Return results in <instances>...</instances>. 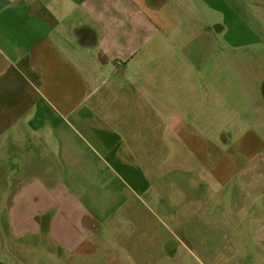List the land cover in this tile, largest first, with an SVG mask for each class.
Returning <instances> with one entry per match:
<instances>
[{
	"label": "crops",
	"instance_id": "1",
	"mask_svg": "<svg viewBox=\"0 0 264 264\" xmlns=\"http://www.w3.org/2000/svg\"><path fill=\"white\" fill-rule=\"evenodd\" d=\"M217 1L0 0V264H186L234 188L264 245V79L197 58ZM220 70L242 93L219 106Z\"/></svg>",
	"mask_w": 264,
	"mask_h": 264
},
{
	"label": "rangeland",
	"instance_id": "2",
	"mask_svg": "<svg viewBox=\"0 0 264 264\" xmlns=\"http://www.w3.org/2000/svg\"><path fill=\"white\" fill-rule=\"evenodd\" d=\"M223 1L218 0L217 4L214 5L218 13L213 15V17H217V19H213L212 22H210L212 23L211 27L210 25H207L208 27L203 25V22L200 23V28H203L202 30L205 28L209 29L210 27L212 28V33L217 36L211 40L210 37L203 35L201 46L202 52L198 54L197 58L205 64L216 62L219 65L225 63L226 61H235L240 65L243 63H259L261 64V80H263L264 0H250V3L249 0H235L233 3ZM204 15L205 7L201 8V21H204ZM248 48L256 49L257 54L254 56L257 58L252 60L248 57V54L244 53ZM230 72L232 71H219L220 79L226 78V80H228L227 86H222L221 88L219 85V106L221 104H227L226 99L224 97L222 98L225 89L229 90L230 93V95L226 96L228 100L233 95L238 96L242 93L240 92L241 89L239 86L238 88L236 85H232V83L229 82L227 77ZM233 73L234 75L235 73L240 74L242 73V70H234ZM238 77L242 78L241 75ZM239 114L241 113H237L233 118H230L226 117L228 113L225 115V112H219L217 113V117L213 116L209 119H211L214 126L218 125V130L227 131L230 129L231 125L237 126L239 129H245L246 127L244 123L247 120L245 117H240ZM137 120L138 125H142V119L139 118ZM258 120L260 121L257 125H255V129H260L261 132L263 131L264 133V114H262L261 118ZM197 121L199 122L201 128H205L208 124V118L205 119L202 117ZM154 122L155 127L157 128H160V126L163 125L161 117H154ZM160 133L161 131H159V137ZM225 134L227 137L229 136L227 135L228 133ZM260 137L264 139V134H260ZM221 138L222 135L219 133L217 135V139L220 140ZM235 138L236 137L232 135L229 136L231 141H235ZM135 154L133 157L136 158V160H132L133 163L138 161L139 163L146 165V163H155L161 159V150L147 151L139 149L135 152ZM190 156L192 157V154L187 152L186 158L188 159ZM145 167L148 169L150 168V166ZM192 175L193 172L187 171V187H197L196 185H199L195 179L192 180L190 178ZM218 196L221 201V206L218 207L216 217L219 220L226 222L227 225L225 224L223 228L212 230L208 227H203L200 230V245H194L190 240H188V238L183 240L184 246H180L179 252L181 253L183 248L187 256H191L186 259V264H264V245L261 246V243L255 237L261 232V230L256 229V221H250L248 224L247 218H249V216L244 214L243 211H240L242 206L248 205L244 192L238 191L234 188L233 194L224 197H222V194H218ZM257 197L255 198L256 200ZM260 214L254 213V215H251L250 218L256 219L261 216ZM207 217L212 219L215 215L209 214ZM211 256H214L215 258L211 259Z\"/></svg>",
	"mask_w": 264,
	"mask_h": 264
}]
</instances>
